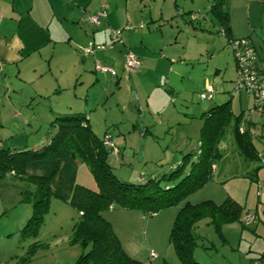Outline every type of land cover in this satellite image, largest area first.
<instances>
[{"label": "rangeland", "instance_id": "obj_1", "mask_svg": "<svg viewBox=\"0 0 264 264\" xmlns=\"http://www.w3.org/2000/svg\"><path fill=\"white\" fill-rule=\"evenodd\" d=\"M212 1H145L140 13L137 11L142 19L130 24L138 32H149L144 41L149 53L160 49V56H165L166 64L171 67L150 64L136 75L142 70L141 66L128 78L121 72L119 84L115 83V77L102 73L101 83L96 88L88 93L85 91L88 85L80 88L88 98L85 100L87 96L78 93V97L83 98L80 101L87 102L86 108L83 109L82 104L79 110H85L86 115L92 112L94 133L99 137L104 131L109 133L122 154L117 166L113 157L110 160L118 179L138 182L153 178L161 186L172 188L189 170L192 155L177 175L169 177L174 165L197 151L206 110L230 98L235 77L234 59L224 39L216 32L220 26L218 21L207 10ZM246 4L245 0H234L231 18L239 32L255 31L261 39L264 11L255 4L246 9ZM189 12L200 15L193 24L201 25L203 30L194 29L186 22ZM141 23L143 29L138 28ZM127 50L139 58L133 47ZM59 83L60 87L52 77L44 76L35 82L10 79L1 84L7 92L0 99V133L3 134L0 150H26L38 136H49L54 130L51 121L57 115L50 113L49 106H58L62 114L67 104L74 101L75 91ZM208 85L215 90L214 99L200 100L198 93ZM54 88L57 93H53ZM35 90L49 97L43 98ZM247 98L242 91L231 97V120L218 145L220 155L214 163L216 169L213 168L202 186L151 216L135 208H114L103 213L130 257L141 264H185L168 239L178 210L186 202L196 204L211 200L220 204L227 198L242 206L243 219L247 213H255L257 225L232 222L222 225L219 233L207 218L200 220L194 228L197 245L191 252L192 261L196 264H247L250 258L264 253V175L258 177L248 168L257 164L256 171L264 170V165L260 166L258 160H243L233 142V127L241 123L239 113L252 107L251 97ZM250 117L257 125V133L250 139L256 150L264 154V128L259 127L264 124V114L256 110L247 114L248 120ZM45 161L41 160L44 164L30 163L28 172L50 174L58 161L49 164ZM78 174L77 184L94 185L85 163H81ZM69 175L61 170L53 174L47 209L42 222L33 227L28 226L32 206L23 197L24 182L13 173L0 170V264H73L88 250L89 246H82L71 238L75 211L68 203Z\"/></svg>", "mask_w": 264, "mask_h": 264}, {"label": "trees", "instance_id": "obj_2", "mask_svg": "<svg viewBox=\"0 0 264 264\" xmlns=\"http://www.w3.org/2000/svg\"><path fill=\"white\" fill-rule=\"evenodd\" d=\"M228 3L229 0H213L207 10L218 21L220 26L216 32L221 35L225 45L233 54L235 77L232 82L233 88L230 92V98L225 102L210 107L205 112L206 119L201 127V139L199 140L197 151L187 154L183 161L174 165L173 172L169 177H172L173 174L177 175L188 160V156L192 155L189 170L172 188L161 186L159 181L153 178L138 182H127L118 179L110 160L113 157L112 160L113 162L116 161L114 163L117 166L120 163L118 157L121 152L114 144L109 133L105 131L101 137L97 136L88 124L86 115L82 113L68 112L57 114L54 120L51 121L54 130L49 133V136H46L47 140L38 147L31 146V148L22 151L0 150L1 172H11L24 182L23 197L32 206V216L28 221V226L31 225L33 227L38 226L42 222L52 192L50 181L53 174L57 171V166L50 174L44 175L29 173L27 170L29 164L50 157L57 158L60 147L66 148L71 157L78 160L80 164H86L92 175L94 185L85 187L76 183L72 188L68 203L75 211L71 238L82 246H89V248L86 252L81 253L73 264H141L125 252L111 223L104 217L103 213L114 208H135L151 216L161 207L176 203L209 179L215 160L220 155L218 145L223 138L225 126L231 120L232 110L229 107L231 97L240 91L247 93L243 88L239 87L244 83V81L238 79L239 73L242 74V72L246 71L264 85V66L261 65L258 49L248 37H234L230 33ZM188 15V23L192 27L204 29L199 24L197 26L193 24V21H197L200 18L198 13L189 12ZM105 17L106 15L100 18L98 25L92 24L90 21L89 23L98 27ZM126 27L127 29H136L132 25H126ZM142 27L143 25L141 24L138 28ZM113 30L119 31L117 39L113 38ZM221 30L224 32L221 33ZM110 37L112 42H119L122 39L121 29H112ZM233 39L244 41L241 48L237 49L242 57L241 59L235 57L232 49ZM261 40L264 43V37ZM262 49H264V45H262ZM247 51H251V54L248 55ZM129 52L132 51L128 50L126 55ZM134 56L138 61V67L134 70L126 71L124 63L122 73L125 78H128L130 73L140 68L139 58L135 54ZM108 74L113 77L118 76L117 71H115V74ZM208 87L198 93L200 100H212L214 98L215 90L211 87V91L208 92ZM201 94H204V97H200ZM247 96L251 97L253 101L252 107H246L239 113L241 123L234 125L233 139L236 148L244 159H259L262 161L264 154L256 150L250 139L251 135H255V132L253 123L248 120L247 115L245 116L247 130L245 129L244 132L240 131L244 122V111L252 110L253 112L258 110L254 107L253 96L249 94ZM262 128H264V124H262ZM107 138L113 142L114 148L107 145ZM256 168L254 169L255 171ZM204 218H207L208 223L219 233L221 226L224 224L240 222L242 225H247L243 223L242 206L232 198H227L220 204H216L211 200L196 204L186 202L178 210L168 238L176 255L185 264H196L191 259V252L197 245L194 228ZM151 257H154V255H151ZM262 258H264V254L251 258L247 264H251L255 259Z\"/></svg>", "mask_w": 264, "mask_h": 264}, {"label": "crops", "instance_id": "obj_3", "mask_svg": "<svg viewBox=\"0 0 264 264\" xmlns=\"http://www.w3.org/2000/svg\"><path fill=\"white\" fill-rule=\"evenodd\" d=\"M145 1L148 0H0V99L7 92L1 84L10 79H14L15 82H35L40 77L50 76L58 87H60L59 82H62L67 85L68 89L75 91L72 99L74 101L67 104V108H64L65 113L74 112L86 115L85 110L82 112L79 107L83 104V109H85L87 102L80 101L83 98H79L78 93L79 95L84 93L87 96L86 93L100 85L103 72L96 70L95 65L110 67L117 71L118 76L115 77V83L119 84L120 73L128 51L127 47H133L141 59L140 67L143 68L139 69L136 75H140L143 69L150 64L161 67L166 65L170 68L171 65L166 64V57L160 56V49L156 53L155 51L149 53V47L144 43L149 32L141 33L136 29L126 27V25H131L130 22L142 19L137 11L140 13V6ZM233 2L234 0H231L230 9L228 8L230 33L234 37H248L258 49L261 65L264 66L262 40L259 35L255 34V31L242 33L237 30L230 15ZM246 2L248 6L246 9L255 4L258 9L264 11V0H245ZM104 5L106 17L102 19L100 26L93 25L92 27L88 17L97 13ZM162 16L161 14V18ZM118 28L122 30V39L115 43L111 40L110 32L111 29ZM193 28L196 29V27ZM225 47L232 54L226 45ZM87 48L90 51L85 52L84 49ZM170 61L173 62V60ZM60 76L63 78L60 79ZM85 78L86 82L82 80ZM107 84L109 85L110 81H107ZM85 85H88L86 93L80 89ZM35 92L43 98L49 97L41 93V90H35ZM57 92L58 90L54 88L53 93ZM245 95L247 100V93ZM87 98L88 96L85 100ZM49 110L51 114H59L61 111L58 106L54 108V105L49 106ZM92 116V112L86 115L88 124L94 132L95 121ZM250 119L256 135V121L252 117ZM260 126L262 127L261 124ZM0 137L3 138V134L0 133ZM46 140L47 137L38 136L32 147H38ZM46 160L48 164L58 161L57 171L61 170L63 174H70L69 189L72 192L73 183L76 184L78 181L80 162L73 159L64 147L59 148L57 158L51 159L50 157ZM243 160L252 161V159ZM32 163L44 164L41 161ZM258 163L260 166L264 165L259 159ZM256 166L258 165L251 164L248 168L258 177L264 175V170H254ZM70 195L71 193L68 195L69 198ZM253 224L256 226L257 222Z\"/></svg>", "mask_w": 264, "mask_h": 264}, {"label": "built area", "instance_id": "obj_4", "mask_svg": "<svg viewBox=\"0 0 264 264\" xmlns=\"http://www.w3.org/2000/svg\"><path fill=\"white\" fill-rule=\"evenodd\" d=\"M106 15V10H105V5L104 7H102V9H100L96 14L92 15L89 17V21L92 24L98 25L100 22V18L104 17ZM224 31L221 30V33H223ZM113 34V38L117 39L119 37V31L113 30L112 31ZM244 44L243 40H232V49L235 53V57H237L238 59H241L242 57L240 56L239 50L237 51V49L241 48V46ZM85 52L90 51L89 48L84 49ZM247 54H251V51H247ZM96 69L101 70L103 72H108L110 74H115V70L110 68V67H105V66H101V65H95ZM138 67V61L136 60L134 54L132 52H129L126 57H125V66L124 68L126 69V71H130V70H134ZM240 76H238V79L244 81V83L242 85H240L239 87L243 88L247 94L252 95L253 96V100H254V107L257 108L262 114H264V85H262L259 81H257V78H255L254 76H252L251 74H249L248 72H242L239 73ZM208 92L211 91V87H208ZM234 93V92H233ZM200 97H204V94H201ZM252 112L251 111H244V116H243V125L240 128L241 132H244L246 129V123H245V116L249 113ZM247 130V129H246ZM251 132V130H250ZM106 143L108 146L114 148L113 146V142L111 140H109L107 138ZM262 162H264V159H262ZM262 213H264V210H262ZM257 216L255 213L251 214V213H247L243 219V222L247 225H250L254 222L257 221ZM251 264H264V258L262 259H255L254 261H252Z\"/></svg>", "mask_w": 264, "mask_h": 264}]
</instances>
